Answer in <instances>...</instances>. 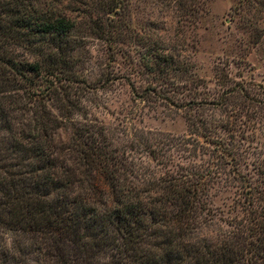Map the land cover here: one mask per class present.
<instances>
[{"label":"trees","instance_id":"obj_1","mask_svg":"<svg viewBox=\"0 0 264 264\" xmlns=\"http://www.w3.org/2000/svg\"><path fill=\"white\" fill-rule=\"evenodd\" d=\"M36 4L0 0V226L16 256L6 259L25 264L31 254L32 264H264V210L246 211L220 245L200 251L188 243L206 211L209 184L228 163L222 137L205 135L214 145L203 152L213 168L202 173L190 163L156 179L133 164L126 168L90 127L73 133L83 171L57 156L62 117L52 106L88 85L73 71L75 23ZM132 91L147 100L154 89ZM224 104L193 105L214 110ZM217 120L190 114L188 137L153 135L190 160L199 127L212 134Z\"/></svg>","mask_w":264,"mask_h":264},{"label":"rangeland","instance_id":"obj_2","mask_svg":"<svg viewBox=\"0 0 264 264\" xmlns=\"http://www.w3.org/2000/svg\"><path fill=\"white\" fill-rule=\"evenodd\" d=\"M36 1L40 10L75 23L73 71L88 85L52 106L62 117L54 137L59 158L83 171L73 133L90 127L101 145L109 144L126 168L133 164L146 179L190 163L203 173L213 168L203 152L214 145L205 135L222 137L228 163L212 178L206 211L188 243L200 251L220 245L246 211L264 210V0ZM132 87L154 91L145 100L134 97ZM212 99L225 104L214 110L193 105ZM190 114L220 122L212 134L199 127L187 160L153 134L188 137ZM7 255L16 257L0 226V264H19ZM32 259L27 255L25 264Z\"/></svg>","mask_w":264,"mask_h":264}]
</instances>
